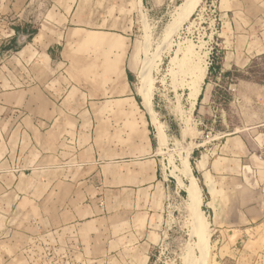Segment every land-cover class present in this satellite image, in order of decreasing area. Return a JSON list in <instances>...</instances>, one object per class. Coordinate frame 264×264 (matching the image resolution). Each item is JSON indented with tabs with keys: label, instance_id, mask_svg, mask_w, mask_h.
Returning a JSON list of instances; mask_svg holds the SVG:
<instances>
[{
	"label": "crops",
	"instance_id": "1",
	"mask_svg": "<svg viewBox=\"0 0 264 264\" xmlns=\"http://www.w3.org/2000/svg\"><path fill=\"white\" fill-rule=\"evenodd\" d=\"M166 1L140 2L156 14ZM79 4L0 0V264H91L130 248L148 260L161 194L176 192L138 92L133 38L102 30L112 28ZM220 4L230 28L194 107L217 137L197 144L205 168H192L214 232L264 221V84L236 75L264 55V0ZM127 219L146 223L135 241L138 231L120 229Z\"/></svg>",
	"mask_w": 264,
	"mask_h": 264
},
{
	"label": "rangeland",
	"instance_id": "2",
	"mask_svg": "<svg viewBox=\"0 0 264 264\" xmlns=\"http://www.w3.org/2000/svg\"><path fill=\"white\" fill-rule=\"evenodd\" d=\"M140 1L80 0L79 8L86 7L97 20L103 21L96 22V25L112 28L102 30L114 31L121 28L133 38L128 47L136 66L138 87L144 70L152 79L151 112L147 111L152 116L160 153L163 156V176L166 184L173 183L177 188L175 193L165 191L161 194L165 205L160 220L149 228L151 247L146 254L148 260L147 257L138 256L136 248H130L119 258H92L91 260L95 261L91 264H264V221L255 224L242 223L214 232L210 218L201 210L203 191L201 182L192 169L196 164L200 168L201 160L205 162V158L199 160L195 148L197 144L203 141L211 142L214 136L217 137L214 131L211 139L205 137L207 128L198 121L199 112L194 109L190 89L193 80L199 74L198 69L208 66L209 59L213 62L214 57L222 55L221 41L227 35V27L230 28L229 21L222 15L223 6L220 0H202L190 17L179 25L178 7L185 0H167L161 4L162 6L158 8L160 12L156 14L145 12ZM156 1L161 3L162 0ZM7 32L9 31L6 28L0 27V35ZM37 32L38 29H32L27 35L28 41L31 42ZM13 45L19 46L17 42ZM188 46H192L193 56H189L190 59L187 57L184 61L181 59L180 66L172 73L170 70L172 57L179 50L182 57L183 50ZM32 51L28 57L34 62L40 54L36 50ZM19 57L22 59L23 54ZM17 61L21 65V61ZM2 65H7L6 60H0V66ZM250 66L246 74L236 72V75H245L264 84V55L254 58ZM207 70L208 67L206 74ZM153 102L159 115L153 108ZM162 121L168 122L170 132H177L178 135L169 137L166 134V123ZM207 130L210 131L209 128ZM191 175L197 178L201 189V207L199 205L198 213L207 230L203 234L205 235L203 237L208 239L206 243L208 246H205L207 247L205 249L200 245L188 204ZM206 182L212 191L209 177H206ZM145 228L146 223L140 219L135 223L127 219L120 225L122 231L127 230L128 233L134 229L138 231V235H134L132 241H135L136 237L139 239L141 229Z\"/></svg>",
	"mask_w": 264,
	"mask_h": 264
},
{
	"label": "bare ground",
	"instance_id": "3",
	"mask_svg": "<svg viewBox=\"0 0 264 264\" xmlns=\"http://www.w3.org/2000/svg\"><path fill=\"white\" fill-rule=\"evenodd\" d=\"M201 1L202 0H185L178 7V19L177 20H178L179 25H181L183 23V21H185L187 18L190 17V15L193 13L195 8L200 4ZM180 51L181 50H179V52ZM179 52H177L172 57V59L170 61L171 62L170 70L172 73H174L176 71V69L180 66V63L182 62L181 59H183V61H184V59H186L189 56L191 57L194 54L192 46H190V47L188 46L187 49L183 50L182 57L179 54ZM190 57H189V59H190ZM190 63H192V62H190ZM142 68H144V67H142ZM206 68H207V66L205 65V68H202L201 70L198 69L199 74L196 75V79L193 80V82H192L193 86L190 89V91H191L190 94H191L193 106L196 105V101L199 97V93L201 90V84H202L204 77H205V74H206ZM147 69H148V66H147ZM150 69H151V66H150ZM140 79H141V81H140V85L138 87V92H139V95L142 97L143 104L146 106H149L150 100H151L152 79L150 78V75L146 70H144ZM149 112H151V110H149ZM187 126H185V127L187 128ZM199 166H200V168H205V162L203 160H201ZM200 203H201V189H200V186L198 185L197 178L194 175H191L190 176V184L188 186V204H189L190 210L192 211L193 224L195 225L196 233L199 236L200 245H201L202 249H205V248H207L205 246H208V244L206 245L208 239L203 237V236H205L203 234H205V232L207 230H206L205 224L200 220V217H199L198 208H199ZM200 207H201V205H200ZM204 255L206 256V250L204 252ZM207 258H208V256H207Z\"/></svg>",
	"mask_w": 264,
	"mask_h": 264
},
{
	"label": "built area",
	"instance_id": "4",
	"mask_svg": "<svg viewBox=\"0 0 264 264\" xmlns=\"http://www.w3.org/2000/svg\"><path fill=\"white\" fill-rule=\"evenodd\" d=\"M207 64H208L207 67H209V66L212 64L211 59H209V61H207ZM211 132H212V131L210 130V131H208V132L206 133L205 137H206L207 139H211V137H212V133H211Z\"/></svg>",
	"mask_w": 264,
	"mask_h": 264
},
{
	"label": "trees",
	"instance_id": "5",
	"mask_svg": "<svg viewBox=\"0 0 264 264\" xmlns=\"http://www.w3.org/2000/svg\"><path fill=\"white\" fill-rule=\"evenodd\" d=\"M196 176H198V175H196Z\"/></svg>",
	"mask_w": 264,
	"mask_h": 264
}]
</instances>
